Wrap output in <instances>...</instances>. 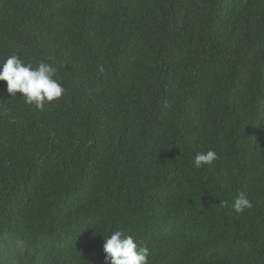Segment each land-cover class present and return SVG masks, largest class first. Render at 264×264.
Segmentation results:
<instances>
[{
	"label": "trees",
	"instance_id": "obj_1",
	"mask_svg": "<svg viewBox=\"0 0 264 264\" xmlns=\"http://www.w3.org/2000/svg\"><path fill=\"white\" fill-rule=\"evenodd\" d=\"M12 55L65 91L0 81V264H110L116 230L149 264H264V0H0Z\"/></svg>",
	"mask_w": 264,
	"mask_h": 264
},
{
	"label": "clouds",
	"instance_id": "obj_2",
	"mask_svg": "<svg viewBox=\"0 0 264 264\" xmlns=\"http://www.w3.org/2000/svg\"><path fill=\"white\" fill-rule=\"evenodd\" d=\"M100 71H103V68ZM56 72L57 69L49 63L41 62L33 67L16 55L0 62V81H6L7 92L13 97L20 92L27 105H34L41 111L44 110L46 103L60 98L65 91L59 80L55 78ZM217 159L214 150L200 152L194 157V166L196 168L203 165L213 166ZM233 207L237 213H240L245 209H251L253 203L240 193ZM105 241L103 250L106 253L105 259L110 261V264H149V249L146 246H139L132 235L116 230L105 238Z\"/></svg>",
	"mask_w": 264,
	"mask_h": 264
}]
</instances>
